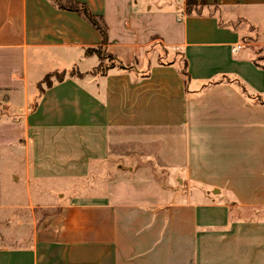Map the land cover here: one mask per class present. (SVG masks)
Here are the masks:
<instances>
[{"label": "crops", "instance_id": "crops-1", "mask_svg": "<svg viewBox=\"0 0 264 264\" xmlns=\"http://www.w3.org/2000/svg\"><path fill=\"white\" fill-rule=\"evenodd\" d=\"M74 1L0 0V210L67 192L0 264H264V0Z\"/></svg>", "mask_w": 264, "mask_h": 264}, {"label": "rangeland", "instance_id": "rangeland-1", "mask_svg": "<svg viewBox=\"0 0 264 264\" xmlns=\"http://www.w3.org/2000/svg\"><path fill=\"white\" fill-rule=\"evenodd\" d=\"M111 59H108V62L103 61L98 69L111 65ZM61 76L60 73L47 76L40 85V91ZM104 175L103 173L102 176ZM4 176V188L7 195L5 206L0 210V246L30 245L35 240L39 229L56 219V214L67 192L54 184L27 181L25 178L20 181L22 178H14L13 174L10 175V166L7 162L4 163ZM90 185L93 186L84 182V185H78V189ZM73 189L71 185L69 187L71 193L74 192ZM64 192L65 194H60Z\"/></svg>", "mask_w": 264, "mask_h": 264}, {"label": "trees", "instance_id": "trees-1", "mask_svg": "<svg viewBox=\"0 0 264 264\" xmlns=\"http://www.w3.org/2000/svg\"><path fill=\"white\" fill-rule=\"evenodd\" d=\"M60 8L76 11L78 13H81L84 15L99 31L101 32L103 36V41H107V26L104 23V21L101 19V17H98L91 13V11L88 9V7L83 4L79 3L74 0H53ZM195 0H190L188 2V10L192 12V7Z\"/></svg>", "mask_w": 264, "mask_h": 264}]
</instances>
